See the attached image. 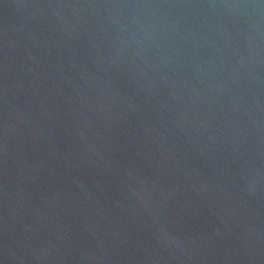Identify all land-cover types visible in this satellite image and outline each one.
Returning a JSON list of instances; mask_svg holds the SVG:
<instances>
[{
	"label": "water",
	"instance_id": "1",
	"mask_svg": "<svg viewBox=\"0 0 264 264\" xmlns=\"http://www.w3.org/2000/svg\"><path fill=\"white\" fill-rule=\"evenodd\" d=\"M0 264H264V0H0Z\"/></svg>",
	"mask_w": 264,
	"mask_h": 264
}]
</instances>
